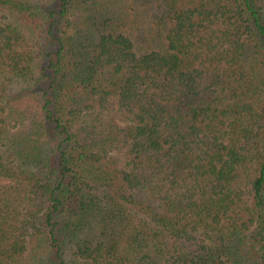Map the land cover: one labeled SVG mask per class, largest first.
Here are the masks:
<instances>
[{"label": "trees", "instance_id": "1", "mask_svg": "<svg viewBox=\"0 0 264 264\" xmlns=\"http://www.w3.org/2000/svg\"><path fill=\"white\" fill-rule=\"evenodd\" d=\"M0 264H264V0H0Z\"/></svg>", "mask_w": 264, "mask_h": 264}]
</instances>
